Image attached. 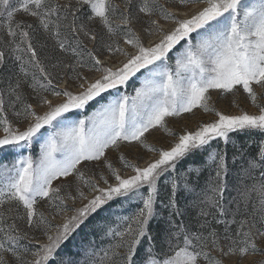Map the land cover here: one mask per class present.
<instances>
[{
  "label": "snow or ice",
  "instance_id": "obj_1",
  "mask_svg": "<svg viewBox=\"0 0 264 264\" xmlns=\"http://www.w3.org/2000/svg\"><path fill=\"white\" fill-rule=\"evenodd\" d=\"M165 4L0 0V151L16 157L0 163V264L264 256V0ZM138 73L135 94L122 93ZM213 91H242L255 111L235 99L237 113L217 110ZM194 109L215 119L169 129ZM152 129L168 147L147 142ZM133 144L153 154L143 166L119 151Z\"/></svg>",
  "mask_w": 264,
  "mask_h": 264
},
{
  "label": "rangeland",
  "instance_id": "obj_2",
  "mask_svg": "<svg viewBox=\"0 0 264 264\" xmlns=\"http://www.w3.org/2000/svg\"><path fill=\"white\" fill-rule=\"evenodd\" d=\"M16 0H13V3L15 4ZM61 3H64L65 0H60ZM160 3L165 4V0H160ZM167 6V4H165ZM202 4H189L188 9L194 11L199 7H202ZM16 20L18 21H26V22H33V18L25 15L23 12H20L16 15L15 17ZM0 35H3V32H0ZM149 42V39L145 40V43L147 44ZM89 47H91V44L89 43ZM181 46H177V49L174 50L173 53H170V56L172 57L170 60V63L174 64L175 60V52H178L180 50ZM43 55V53H41ZM119 59V58H117ZM143 72V70H142ZM140 79H141V74L138 73L136 77H133L130 79L127 85L123 86L120 91L122 93H126L129 95H134V90L135 88L140 86ZM115 90H113L114 92ZM212 97H213V102L217 110L225 111L229 114H235L238 112V109L233 107L231 104V101L233 99L236 100V103L239 104L240 108H243L246 111L252 112L255 111L254 108L251 107L249 101L246 98V95L241 91V93L236 96L235 98L229 95L225 99L217 101V93L215 91L212 92ZM112 97H107V99H111ZM107 99L105 101H102L101 103H106ZM99 104H93L91 107H89L83 114L82 116H78L76 118H83V116L91 115L97 108H99ZM215 119V117L211 114H206L204 113L201 109H194L192 113H183L178 117H169L167 119V124L169 129L181 133L184 128H187L189 130H194L197 125L200 122H207L209 120ZM44 131H47L46 129ZM147 138V142L150 144H153L155 147L160 148V147H168L169 142L172 140V137L167 135L163 130L161 129H152L148 133L145 134ZM119 151H122L125 153L127 158L132 161L134 160V157L139 154L142 159L139 160L138 162L143 166L146 161L152 158L153 154L148 153L145 150L141 149L139 145L133 144V146L128 147V146H122ZM24 154H28V150L24 151ZM31 154L36 157L39 154V144H35L33 148L31 149ZM108 155L112 159H116L118 156V152L115 151H109ZM15 155L13 153L8 152L7 150L0 151V163H11L15 159ZM164 183V181L162 180ZM178 199L181 203V206L184 204L185 200V195L180 193L178 196ZM43 207V205H41ZM104 213H101L100 217L98 220L103 217ZM55 222V221H54ZM59 222V220H58ZM42 240V237L40 238ZM97 243L99 244V238H97ZM107 243V242H105ZM260 248L264 249V241L260 242L258 245ZM261 260H264V256L255 254V255H247L246 257L243 258L241 261V264H256V262H259ZM225 264H231L230 261H226Z\"/></svg>",
  "mask_w": 264,
  "mask_h": 264
},
{
  "label": "trees",
  "instance_id": "obj_3",
  "mask_svg": "<svg viewBox=\"0 0 264 264\" xmlns=\"http://www.w3.org/2000/svg\"><path fill=\"white\" fill-rule=\"evenodd\" d=\"M18 2H19V0H16V1H15V4H18ZM250 151L255 152V147H253L252 149H250ZM230 157H231V151L229 152V158H230ZM229 163H231V159H229ZM205 175H207V173H205ZM163 185H164V183H163L162 180H161L162 192L164 191ZM182 194L185 195L183 192H182ZM233 195H234V193H233ZM99 218H100V217L97 216L95 219L98 220ZM82 235H83V233H82ZM69 247H70V246H69Z\"/></svg>",
  "mask_w": 264,
  "mask_h": 264
},
{
  "label": "bare ground",
  "instance_id": "obj_4",
  "mask_svg": "<svg viewBox=\"0 0 264 264\" xmlns=\"http://www.w3.org/2000/svg\"><path fill=\"white\" fill-rule=\"evenodd\" d=\"M143 165V164H142ZM55 222H58V220L57 221H55Z\"/></svg>",
  "mask_w": 264,
  "mask_h": 264
}]
</instances>
